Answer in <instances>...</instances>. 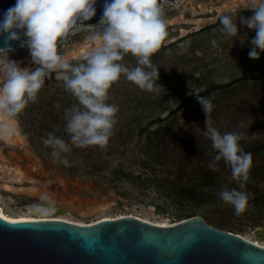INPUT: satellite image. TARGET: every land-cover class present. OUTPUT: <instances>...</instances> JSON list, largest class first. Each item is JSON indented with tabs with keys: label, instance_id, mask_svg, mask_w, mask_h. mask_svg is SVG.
I'll use <instances>...</instances> for the list:
<instances>
[{
	"label": "rangeland",
	"instance_id": "1",
	"mask_svg": "<svg viewBox=\"0 0 264 264\" xmlns=\"http://www.w3.org/2000/svg\"><path fill=\"white\" fill-rule=\"evenodd\" d=\"M249 3L165 0L168 35L151 56L159 67L157 85L163 88L159 93L142 91L122 75L108 91L107 103L119 111L107 145L72 147L64 155L67 164L52 156L43 139L51 132L69 142L64 109L77 101L54 73L46 78L37 100L8 121L14 134L0 136L4 211L29 215L51 205L57 209L54 216L81 223L133 214L173 224L194 214L208 225L264 242V77L240 80L264 71V52L258 60L249 57V41L256 33L239 19L243 44L239 37L221 40L218 22L234 10L237 17H250L253 10L245 7ZM92 30L74 29L62 42L58 50L70 63L81 62L92 50ZM10 58L21 67H34L26 48L14 50ZM122 63L134 67L136 59L129 53ZM197 96L212 101V126L222 134L243 133L240 145L252 154L244 189L249 207L239 216L218 198L222 188L238 184L230 182L231 170L222 160L218 171L208 167L217 153L203 135L206 115ZM193 186L191 194L187 189Z\"/></svg>",
	"mask_w": 264,
	"mask_h": 264
},
{
	"label": "clouds",
	"instance_id": "2",
	"mask_svg": "<svg viewBox=\"0 0 264 264\" xmlns=\"http://www.w3.org/2000/svg\"><path fill=\"white\" fill-rule=\"evenodd\" d=\"M164 3L165 0H105L99 23L86 26L84 22L96 15L97 0H16L0 21V35L5 36V46L0 47V117L3 118L0 119V136L14 134L8 121L37 100L46 78H52L54 73L77 103L64 109L69 142L49 132L43 144L50 146L52 156L64 164L68 163L64 155L70 153L72 147H105L119 111L117 105L107 103L113 83L123 75L142 91L159 93L163 88L157 85L159 67L153 64L151 56L168 35ZM245 7L252 9L253 15L237 17L234 10L218 18L220 39L239 37L241 44L245 43L237 27L239 19L240 24L256 33L249 41L248 55L258 60L264 52V0H250ZM83 27L93 29L88 37L93 48L81 62L72 64L58 49L70 31ZM21 35L25 39H21ZM12 41H19V47L28 50L34 67H21V62L10 58L14 51ZM211 43L213 47L218 45L215 38ZM129 53L136 59L134 67L122 63ZM197 100L206 115L203 135L217 153L208 167L218 171L217 162L222 160L231 170L230 182L238 184V188H222L218 198L231 205L234 214L239 216L249 207V193L244 189L252 154L240 145L245 139L243 133L222 134L212 126L210 113L214 105L210 99L197 96Z\"/></svg>",
	"mask_w": 264,
	"mask_h": 264
},
{
	"label": "water",
	"instance_id": "3",
	"mask_svg": "<svg viewBox=\"0 0 264 264\" xmlns=\"http://www.w3.org/2000/svg\"><path fill=\"white\" fill-rule=\"evenodd\" d=\"M15 3L0 0V21ZM104 4L97 0L96 15L85 25L100 21ZM4 41L0 35V47ZM11 46L17 50L19 41ZM0 264H264V246L208 225L198 215L168 226L132 216L78 224L0 215Z\"/></svg>",
	"mask_w": 264,
	"mask_h": 264
},
{
	"label": "bare ground",
	"instance_id": "4",
	"mask_svg": "<svg viewBox=\"0 0 264 264\" xmlns=\"http://www.w3.org/2000/svg\"><path fill=\"white\" fill-rule=\"evenodd\" d=\"M55 212H57V209L55 207H53L51 205H43V206H40V207H37V208L31 210L29 215L11 216L4 211L2 204L0 202V215L6 219H9V220L61 219V220H66V221L78 223V224H94V223L99 222L100 220H103V219H114V217H104L102 219L100 218L97 221H93L91 223H81L78 221H73V220H69V219H65V218H61V217H56V216H54ZM123 216H132V217L144 220L146 222H151V223L156 224L158 226H168V225L172 224V223L154 221V220L144 218V217H140V216L133 215V214L121 215L119 217H123ZM115 218H117V217H115ZM236 234H238V233H236ZM238 235H240L241 237H243L247 240H250L251 242H254L257 245L264 246V242H262V241H259L257 239H252V238H250L248 236H244L242 234H238Z\"/></svg>",
	"mask_w": 264,
	"mask_h": 264
},
{
	"label": "trees",
	"instance_id": "5",
	"mask_svg": "<svg viewBox=\"0 0 264 264\" xmlns=\"http://www.w3.org/2000/svg\"><path fill=\"white\" fill-rule=\"evenodd\" d=\"M262 77H264V71L261 72L259 75L255 74L254 72H251V73L246 74L245 77L240 78V80L243 81V80H246V79H254V78L259 79V78H262ZM179 189L182 190V191L183 190L185 191L184 188L180 187ZM194 189H196V187L193 186V187H188L187 190H188L189 193L193 194L192 192H193ZM192 216H196V215H194V214L188 215V216H185L182 219L189 218V217H192ZM182 219H180V220H182Z\"/></svg>",
	"mask_w": 264,
	"mask_h": 264
}]
</instances>
